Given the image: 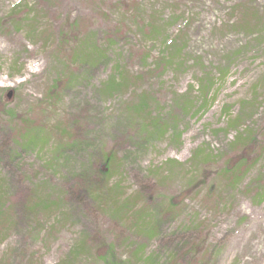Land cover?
<instances>
[{
  "label": "rangeland",
  "instance_id": "374dc122",
  "mask_svg": "<svg viewBox=\"0 0 264 264\" xmlns=\"http://www.w3.org/2000/svg\"><path fill=\"white\" fill-rule=\"evenodd\" d=\"M2 186L0 264H264V0H0Z\"/></svg>",
  "mask_w": 264,
  "mask_h": 264
},
{
  "label": "trees",
  "instance_id": "16d2710c",
  "mask_svg": "<svg viewBox=\"0 0 264 264\" xmlns=\"http://www.w3.org/2000/svg\"><path fill=\"white\" fill-rule=\"evenodd\" d=\"M113 80L114 79H112V81ZM117 85H121V82H119ZM142 107H143V101L141 100L137 104L136 108L141 109ZM157 123H158V121L156 120L154 124L158 125ZM20 130L23 131L22 128H20ZM249 136L250 135H246L243 139L241 137H238L236 139L235 144L240 145L242 141L246 142L247 140H249ZM238 163L239 164L237 165V169L241 166L242 163H244V161L241 159ZM113 167H114V162L108 156V154L102 155L101 157H99L95 161L94 167L92 168V171L90 174L91 176L83 177V175H82L80 177H77L79 179L74 181L72 189H69V191H67L66 194L70 195V196H74L75 198H77L79 200H84V201L92 200L93 193L91 192V190L93 188V185L98 184L101 188L108 185L110 182V179L112 178L111 170L113 169ZM228 169H229V166L225 167L224 171H227ZM236 172H237L236 168H233L230 171L231 176H233V177L236 176ZM141 193H143V190L139 189L135 194L132 195V198H131L132 200L130 202L125 203V204L120 206L121 210L126 209L129 204H132L133 202H135L134 198L137 199L138 197H140ZM5 194H6L5 189L2 186L0 189V235L2 232V227L3 228L8 227L13 221H15V218H16L12 205L6 204V201H4V195ZM112 195L114 198H117L116 194H112ZM28 200L30 202L32 201L30 196H28L24 200L22 198V201L20 203V207L23 210L24 216L30 220L33 216V213H32V210L31 211L27 210ZM119 211H120V209L116 210V212H119ZM142 214H143L142 212L138 213L137 217H140ZM155 229L156 228L153 227L151 231L154 232ZM113 249H114L113 244H110L109 247L107 248V250L100 255V259L104 264H113L112 263L113 258H111V253H112ZM191 251H193V250H191Z\"/></svg>",
  "mask_w": 264,
  "mask_h": 264
},
{
  "label": "bare ground",
  "instance_id": "6f19581e",
  "mask_svg": "<svg viewBox=\"0 0 264 264\" xmlns=\"http://www.w3.org/2000/svg\"><path fill=\"white\" fill-rule=\"evenodd\" d=\"M250 218H248L246 224H244L243 226H241V228H239L238 233L234 234V236H232L229 240H228V244L230 246V249L227 248V251L225 252L224 255H227L230 253L231 251V246H235V243L238 242V244L240 245L246 235V233H253V230H257L263 222V215H261L260 213L256 212V211H252L250 214Z\"/></svg>",
  "mask_w": 264,
  "mask_h": 264
}]
</instances>
